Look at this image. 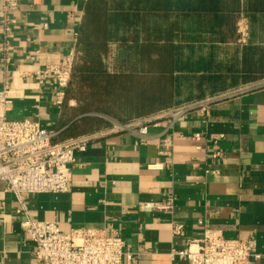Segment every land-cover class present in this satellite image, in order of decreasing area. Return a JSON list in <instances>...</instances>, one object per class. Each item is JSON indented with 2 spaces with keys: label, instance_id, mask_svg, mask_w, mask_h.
<instances>
[{
  "label": "crops",
  "instance_id": "crops-1",
  "mask_svg": "<svg viewBox=\"0 0 264 264\" xmlns=\"http://www.w3.org/2000/svg\"><path fill=\"white\" fill-rule=\"evenodd\" d=\"M85 4L18 0L11 61L2 67L0 60V90L8 83L12 101L7 119L36 122L56 132L57 141L78 119L71 114L76 101L63 104L65 90L51 79L39 86L21 74L77 59ZM236 10L229 26H204L199 41L181 44L173 103L143 118L249 89L212 105L209 116L184 114L173 124L168 148L162 145L164 120L149 127L145 144L132 132L108 126L86 134L93 139L85 152L74 154L68 191L24 196L33 220L56 222L63 233L87 228L117 235L130 255L123 264H186L175 253L200 240L204 227L226 239L253 242L250 264H264V0H239ZM187 28L193 32L192 19ZM221 32L230 35L222 39ZM195 134L201 137L195 140ZM143 204L170 209L144 211ZM16 210L15 197L0 182V264H41ZM175 225L182 226L180 235L173 234Z\"/></svg>",
  "mask_w": 264,
  "mask_h": 264
},
{
  "label": "built area",
  "instance_id": "built-area-1",
  "mask_svg": "<svg viewBox=\"0 0 264 264\" xmlns=\"http://www.w3.org/2000/svg\"><path fill=\"white\" fill-rule=\"evenodd\" d=\"M17 8L18 0H2L0 8L2 67L11 61L9 35L14 23L12 14ZM74 56L56 65L45 66L21 75L39 86L51 79L57 87L65 90L71 81ZM9 88V84L5 82L0 90V182L4 184L5 191L15 197L16 214L22 218L20 226L23 237L34 245L35 258L41 264H123L125 259L129 260L130 255L117 235L107 236L102 230L87 228H72L69 232L63 233L56 222L37 221L30 217L24 204V196L67 192L70 166L75 160L74 154L85 152L93 136L85 134L53 141L57 133L42 128L36 122L8 120L6 111L12 103L7 95ZM248 89L249 86H244L237 90H229L158 112L149 118L117 124L111 131L132 132L139 143L145 144L150 138L149 127H156L158 121L164 120L166 124L162 145L168 148L171 146L169 136L173 124L184 114L196 111L203 116H209L212 105ZM192 137L198 140L201 136L195 134ZM216 141L217 138L212 139L213 143ZM140 209L167 210L170 206L143 204ZM181 229V225H175L173 234L180 235ZM254 251L253 242L226 239L204 227V234L200 240L190 242L185 250L176 252L175 255L186 264H250L251 259L255 257Z\"/></svg>",
  "mask_w": 264,
  "mask_h": 264
},
{
  "label": "trees",
  "instance_id": "trees-1",
  "mask_svg": "<svg viewBox=\"0 0 264 264\" xmlns=\"http://www.w3.org/2000/svg\"><path fill=\"white\" fill-rule=\"evenodd\" d=\"M238 3L86 0L78 32L79 56L63 100V104L76 101L71 114L78 119L59 133L61 140L107 127L100 116L123 124L169 107L174 100L181 44L199 41L204 26H229ZM256 6L259 10L260 3ZM189 19L194 23L193 32L187 28ZM220 35L224 39L230 34ZM113 44L116 54L109 64Z\"/></svg>",
  "mask_w": 264,
  "mask_h": 264
},
{
  "label": "rangeland",
  "instance_id": "rangeland-1",
  "mask_svg": "<svg viewBox=\"0 0 264 264\" xmlns=\"http://www.w3.org/2000/svg\"><path fill=\"white\" fill-rule=\"evenodd\" d=\"M112 51H111V55H110V59H109V64H111L112 63V60H113V57L115 56V54H116V49L115 48H112L111 49ZM203 99V98H202ZM199 100H201V99H199ZM198 99L197 100H193V101H191V102H195V101H199ZM186 103V102H185ZM188 103V102H187ZM101 118H103L107 123H108V127H109V129H111V128H113L114 126H116L117 124H121V123H119V121H116V120H113V119H110V118H107V117H104V116H100ZM131 120H128V121H125V122H123V124H125V123H128V122H130Z\"/></svg>",
  "mask_w": 264,
  "mask_h": 264
}]
</instances>
